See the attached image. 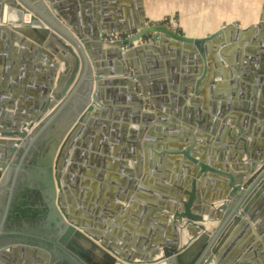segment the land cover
Returning a JSON list of instances; mask_svg holds the SVG:
<instances>
[{
  "label": "water",
  "instance_id": "95a60500",
  "mask_svg": "<svg viewBox=\"0 0 264 264\" xmlns=\"http://www.w3.org/2000/svg\"><path fill=\"white\" fill-rule=\"evenodd\" d=\"M124 3L135 10L137 22L125 21L124 26L134 33L105 39L122 32H112L113 26L105 21L117 17ZM91 4L96 10L100 4L115 5V9L100 17L98 11L87 8ZM4 5L30 15L18 27L0 24V256H8V264H58L56 239L87 264H234L233 259L240 256L235 251L244 252L257 238L254 234L246 239L249 224L257 227L256 235L264 232V144L260 149L253 145L256 150L244 147L242 161V153L231 149L235 140L224 143L219 136L210 143L188 136L181 127L184 102L180 94L201 95L189 106L204 114L198 107L201 90L211 94L216 75L226 89L227 80L243 81L231 78L232 64L243 68L238 76L246 79L245 93L239 92L242 97L251 96L259 84L264 88V0L256 23L239 27L232 21L197 37L178 33L161 21L146 22L142 0H0V21ZM146 35L150 40H144ZM104 53L111 59L105 60ZM218 63H226L230 72L211 71ZM129 67L132 73L127 72ZM116 74L133 77L135 86L128 79L114 78ZM137 83L142 92L136 98ZM117 85L122 86L120 91ZM148 99L177 118L169 120L158 112L147 133H140L141 141L134 142L137 149L145 146L144 158L137 164L144 162L148 167L155 161L160 172L169 161L176 169L171 181L162 179L167 177L164 173L156 181L160 190L141 186L154 197L142 199L125 219L122 211L120 224L114 218L108 224L79 218L69 193L76 175V166H66L70 149L76 148L71 161L81 158L85 149L97 150L105 144L104 138L89 142L88 127L112 126L114 118L138 120ZM121 100L134 108L119 105ZM234 103L222 101L207 115L213 118L206 125L210 133L225 128L224 115ZM132 112L137 116L129 117ZM153 116L142 112L144 126ZM172 121H178L177 125ZM109 136L110 141L116 138L114 133ZM200 141L203 145L198 147ZM22 171L30 174L27 188L39 197L35 208L41 224L36 226L31 219L17 227L7 224L11 210L23 200L24 207L34 203L29 196L15 194ZM180 174L185 177L182 184ZM212 184L216 191L207 193ZM129 215L146 227L144 231L138 227L132 233L125 231L131 228L129 223L123 226V234H115ZM257 218L260 223H255Z\"/></svg>",
  "mask_w": 264,
  "mask_h": 264
},
{
  "label": "crops",
  "instance_id": "0c3cea01",
  "mask_svg": "<svg viewBox=\"0 0 264 264\" xmlns=\"http://www.w3.org/2000/svg\"><path fill=\"white\" fill-rule=\"evenodd\" d=\"M94 5L95 4H91L87 6V8L91 7V12L98 11L100 17L105 13H110L109 10L112 11V9H115V5L108 4L104 6L103 4H100L98 10H96ZM261 6L262 0L260 3H258V0H142L143 16L146 22L148 21L146 20L147 18L151 22L157 21L162 14L176 10L179 12L178 25L182 29V32L185 35L195 37L209 34L222 25L235 21L238 18L241 22L245 23L244 26L238 25L239 27H246L252 23H256L260 18ZM111 18V21L107 20L105 22L113 26L112 32L122 30L121 34L134 33L135 30L125 29L124 27L125 21L130 24H135L137 22L135 10L129 6V3H124L122 10L118 11L117 17ZM19 21L27 22L28 20L20 19ZM110 57L111 56L104 53L105 60L111 59ZM129 68L132 71V68ZM215 68L218 71L222 68L225 69L227 73L230 72V70L227 69L226 63L215 64V67L213 68V66H211L210 70L213 71ZM231 68L232 74L230 75H232V77H230L234 79L236 76V78L242 79L243 81L233 80V82H230L227 80L229 89H226L227 86L226 83L223 82L224 80L219 75H216L214 78L215 86L211 94H207L206 90H201L203 98L198 107L204 111V114L200 113L199 110L195 111L193 106H189L192 99L198 100L197 97H201V95L193 97L192 91H188L185 95L182 93L180 94L181 100L184 102L181 106L182 109L180 113L181 118L183 119L181 121V127L183 131H188L186 132L188 136H198L203 139H208L210 143H215L216 138L219 136L220 138L223 137L224 143H234L235 140V145H233L231 149L238 154L242 153L243 161L245 157V154L243 153L244 147L245 149H255L254 146H256L260 149L264 144V88L263 84H259L260 86L258 89L255 90L253 94L250 93L251 96L248 95L242 97L239 92L243 91L245 93V90L247 89V86L244 83L246 82V79L238 77L241 76L239 75V71L243 68L239 64H232ZM113 77L116 79H125L122 74H116ZM127 79L130 80L131 83L133 82V85L135 86V80L130 78ZM124 86L126 87L127 85ZM121 87V85H117L119 91L121 90ZM137 87L142 90L139 83H137ZM127 91L129 90L127 89ZM137 97H139V95L136 93V98ZM222 101H231L235 103L224 115L225 119L228 117V119H224L223 122L225 128H219V130L221 129L220 131L216 129L214 132L210 133L208 129H206V125H211L213 118L212 116L208 117L207 115H209L212 109H218V106H220V102ZM243 101L246 103L242 104ZM150 102H152L151 99ZM133 104L137 105L136 100ZM119 105L123 107H133L132 104L124 103L122 100L119 102ZM149 105L153 108L150 109V107H146V105H144L143 108L141 107L138 120H133V118H128L127 120L114 118L112 121L114 123L113 125H116L115 128L113 125L107 126V124L104 127L96 125L88 127V132L90 131V133H88L90 134L89 142L96 143L100 137L104 138L105 144H101L97 150L85 149L81 158H74L71 161L70 157L72 156V153H74L73 150L76 148L72 147L70 149V155L67 158L68 161L66 166H76V168H73V171L76 170V175L72 179V186L69 187V193L71 195V207L75 205V213L79 218H85L92 223L100 221V224H108L109 220L114 218L119 223L123 216L121 215L122 211H125L126 215L123 216V219H125L130 213V210H134L137 205L142 202V199L154 197V195H152L153 193L149 194L150 192L146 190H140L141 186L148 190L161 188L156 181L157 179L160 180V176L164 173H167V177H162V179L168 182L171 181L172 174L176 169L174 168L175 165L169 164V161L164 164L166 165V169H163L164 171L162 170L160 172L157 169L158 165H156L157 163H155V161H153L154 164L151 166L148 165V167L144 162L137 164L138 160H143L144 158L145 146L137 149L134 142H137L138 139L141 141L139 137L141 136L140 133H142V131V135L147 133L148 129L151 128V124L156 122L158 112L169 117V120L177 118L174 113L166 111L165 108L158 109L153 103ZM106 112L110 111L107 110ZM114 112L115 110H111L110 114L113 115ZM142 112L152 116L154 115L148 123L149 126L147 127L145 125L146 128L144 126L145 122L141 118ZM129 114H131L129 117L134 115L137 116V113L135 114L134 112ZM214 115L217 118L216 114ZM199 118H202L201 122ZM169 122L170 121H168V124ZM177 122L178 121H172V123H175L176 125ZM221 123L220 120L217 125L220 127ZM169 127L171 128V126ZM85 130L80 132L78 138L81 137ZM173 130L174 128L169 131ZM113 133L116 135V138H114V141H110L109 135H112ZM172 145L174 144L172 143ZM202 145V141L197 143L198 147ZM154 148L156 149L157 147L154 146ZM131 155L133 157H131ZM198 157L201 158L199 155ZM150 167H152V172L148 171V169L150 170ZM66 168L67 167H65V169ZM142 168H144L143 171ZM155 171L156 174H153ZM178 182H180V184L185 182V177L180 174ZM215 186L216 185L213 184L212 186L210 185L207 193L216 191ZM3 201L4 197L1 199L2 204ZM118 206L120 207L117 209L116 207ZM96 210L100 211L99 215V212H95ZM83 213L85 214L82 215ZM257 214L261 216L262 210L258 209ZM131 217L132 216L129 215V220L122 226L119 225L120 223L117 225V228H115V234L116 232L117 235L123 234V226L126 224V226H129V223H132L130 225L131 228L125 231L132 233L134 230L136 231V227H138L141 232L144 231L146 227H143L141 222H139L138 225V219H131ZM140 217L141 216L138 215V218ZM123 219L121 221H123ZM145 219L146 218H144L143 221H145ZM154 221H156V219ZM260 221L261 219L257 218L255 223H260ZM140 226L142 227L140 228ZM150 226H152V224L149 225V227ZM256 228L257 227H254L253 223L249 224V230L245 236L246 239L251 235L254 236V234L257 238L254 242L250 243V246L252 247L248 246L244 252L235 251V254L239 253L238 255L240 256L239 258L233 259L234 264H264V238L260 239L264 232H261L260 235H256L258 234ZM243 253L246 254L245 262L240 263L241 261H239V259L244 255ZM234 255L232 257H234ZM7 257L8 256L5 254H1L0 264H8Z\"/></svg>",
  "mask_w": 264,
  "mask_h": 264
},
{
  "label": "flooded vegetation",
  "instance_id": "af4514ba",
  "mask_svg": "<svg viewBox=\"0 0 264 264\" xmlns=\"http://www.w3.org/2000/svg\"><path fill=\"white\" fill-rule=\"evenodd\" d=\"M29 180H30V174L26 171H22L14 191H15V194L18 193L20 195V198H25L26 196H29L30 200H32L34 202L32 204V206L35 208V204L38 203L39 197H38V194L36 192H32L29 190V188H27V184L29 183ZM21 195H22V197H21ZM18 205H20V204H18ZM39 214H40V212H37L34 215L29 216V217H20L19 220H17V221H13L12 218L10 219V216H8L7 224L10 226L13 225V226L17 227L20 224L23 225L24 222H27L28 219H31V221H32L31 224L36 226L38 223L41 224V219H39L40 218ZM52 231H53V233L56 234L59 231V228L56 226L52 229ZM44 232L46 233L45 236H47V237L51 236L49 234V231H44ZM55 238H57V235ZM53 240L58 245L54 249L56 251L54 258L56 260H58V264H87L77 254H74L72 251L67 249L61 243H58L56 239H53Z\"/></svg>",
  "mask_w": 264,
  "mask_h": 264
},
{
  "label": "rangeland",
  "instance_id": "374dc122",
  "mask_svg": "<svg viewBox=\"0 0 264 264\" xmlns=\"http://www.w3.org/2000/svg\"><path fill=\"white\" fill-rule=\"evenodd\" d=\"M260 1L261 0H258V3H260ZM146 20H148L147 22L148 23H151V21H149V19L147 18ZM157 21H161V23L163 24V25H165L166 27H168V28H170V29H174L176 32H178V33H182V34H184L183 32H182V29L179 27V25H178V23H179V12L178 11H172V12H167V13H164V14H162V16L159 18V20H157ZM237 26L239 25V26H244L245 25V23H243V22H241L240 21V19L238 18L237 20H235V21H233ZM145 39H146V41H148V40H150V36L149 35H146L145 36ZM127 72L128 73H132V71L130 70V68H127ZM125 77V79H127V78H130V79H133V77H131V76H124ZM134 80V79H133ZM136 92H137V94H139V96L141 97V95H140V92H142L140 89H138V87H137V89H136ZM151 103H153V102H150V100H147V104H146V107H150V109L151 108H153V107H151L149 104H151ZM154 104V103H153Z\"/></svg>",
  "mask_w": 264,
  "mask_h": 264
},
{
  "label": "bare ground",
  "instance_id": "6f19581e",
  "mask_svg": "<svg viewBox=\"0 0 264 264\" xmlns=\"http://www.w3.org/2000/svg\"><path fill=\"white\" fill-rule=\"evenodd\" d=\"M28 14L30 13L24 12L20 8L11 5H4L2 20L0 21V24L18 27L24 23L22 21H19L20 19L29 21Z\"/></svg>",
  "mask_w": 264,
  "mask_h": 264
},
{
  "label": "trees",
  "instance_id": "16d2710c",
  "mask_svg": "<svg viewBox=\"0 0 264 264\" xmlns=\"http://www.w3.org/2000/svg\"><path fill=\"white\" fill-rule=\"evenodd\" d=\"M25 200L22 201V205L16 206L14 209L11 210L9 216L10 219L12 218L13 221L19 220L20 217H29L34 215L35 213L39 212V209L34 208L33 206L24 207Z\"/></svg>",
  "mask_w": 264,
  "mask_h": 264
},
{
  "label": "built area",
  "instance_id": "2783aa9c",
  "mask_svg": "<svg viewBox=\"0 0 264 264\" xmlns=\"http://www.w3.org/2000/svg\"><path fill=\"white\" fill-rule=\"evenodd\" d=\"M132 33H128V34H116V33H114V34H112V35H107L106 37H105V39H108V40H113V39H117V38H124V37H127V36H130ZM144 40H146V39H144ZM131 45H126V48L127 47H130Z\"/></svg>",
  "mask_w": 264,
  "mask_h": 264
}]
</instances>
